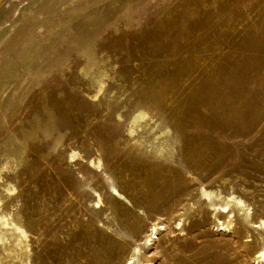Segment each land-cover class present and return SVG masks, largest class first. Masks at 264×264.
Wrapping results in <instances>:
<instances>
[{
  "label": "rangeland",
  "instance_id": "1",
  "mask_svg": "<svg viewBox=\"0 0 264 264\" xmlns=\"http://www.w3.org/2000/svg\"><path fill=\"white\" fill-rule=\"evenodd\" d=\"M88 52L107 75L99 99ZM11 66L0 166L8 143L21 161L2 172L16 188L2 206L31 264H264V0H0V84ZM138 110L158 125L129 134ZM166 127L171 152L157 153ZM201 186L242 196L262 225L221 229Z\"/></svg>",
  "mask_w": 264,
  "mask_h": 264
},
{
  "label": "bare ground",
  "instance_id": "2",
  "mask_svg": "<svg viewBox=\"0 0 264 264\" xmlns=\"http://www.w3.org/2000/svg\"><path fill=\"white\" fill-rule=\"evenodd\" d=\"M97 29V27H96ZM87 31V30H86ZM96 32V31H95ZM89 37L88 32H81L78 33L76 41L78 44H84L86 39ZM40 47V46H39ZM38 49V48H37ZM36 49V50H37ZM88 51V48H86ZM36 52V51H35ZM24 60L23 64L28 65L32 61L33 55L30 54V52H25L24 54ZM37 55V54H36ZM90 57L89 52L86 54V60L90 61L91 63V69L93 66H97L98 69L89 71L88 69H85L84 72L86 74H91V79L93 86L95 87V94L92 95L93 98H97L98 95H101L104 91L105 87V77L106 72L104 70H99V60L98 59H89ZM18 71V68L15 66H11L7 69V72L3 75V79L0 84V93L3 90V87L8 82V78L14 76ZM1 98L0 102L2 101ZM99 99V98H97ZM95 100V99H94ZM117 118L120 120L122 119V115L118 113ZM140 120H146L144 123H141ZM153 121L154 125H150V122ZM159 121L156 119L154 120L151 115L145 111V110H138V112L133 115L130 126L128 129L129 134H133L137 128H144V126L150 125V130H153V127L158 125ZM147 130V131H150ZM153 138L156 142L155 149L157 153H164L165 151L171 152V143L170 140L173 139V134L169 127H166L164 129H161L160 133H155L153 135ZM138 141V139H137ZM5 157L7 162L0 166V187H3L6 191L5 194L0 191V252L2 251L5 256L4 258L0 259L2 261L3 259H6L8 264H31L29 260L30 255V242H29V233L11 214L10 212H6L3 210V198L10 196L13 194L14 190L16 189L14 185H12L10 182L4 180L2 177V172L4 170H8V161H12L14 166L16 167L19 162L21 161V152L17 149V145L14 143H8ZM79 151L73 149L68 153V158H75V156L79 155ZM78 158V156L76 157ZM75 158V159H76ZM76 161V160H75ZM87 164L91 168H93L96 171H103V160L100 156L97 157H89L87 159ZM90 187V186H89ZM112 189L114 190V193L111 194L119 201L124 202L128 206H133L131 200L128 196H126L123 192L118 190L115 186H112ZM91 192L93 195L97 198L92 204V206L95 208L98 206L99 208L102 205V198L100 192L95 189L94 187H90ZM218 189H212L207 188L205 186L200 187L199 195L201 199H203V202L206 204V206L209 207V209L213 212L214 215L226 213L227 220L225 222H220L218 220V225L221 229L229 228L231 224V218L232 216H238L241 221L250 227H257L261 226L262 223L258 225H254L255 222L252 221L251 215H252V207L250 204L240 195L236 194L235 192H231L228 195L222 194L220 191H217ZM10 198V197H9ZM262 228V227H261ZM154 230V232L157 231V224H154L151 228V231ZM259 232V231H258ZM153 232H150L146 236V240L151 241V236ZM135 251H139V249H135ZM133 256V255H132ZM130 257L129 260L126 262V264H146L143 262V260H137L133 257ZM256 259H264V246L260 249L258 255L256 256ZM5 261V260H3Z\"/></svg>",
  "mask_w": 264,
  "mask_h": 264
}]
</instances>
